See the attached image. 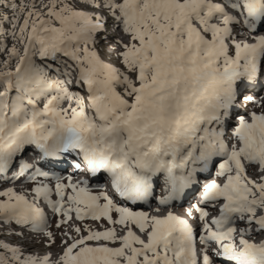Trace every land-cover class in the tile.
Segmentation results:
<instances>
[{
  "label": "snow or ice",
  "instance_id": "obj_1",
  "mask_svg": "<svg viewBox=\"0 0 264 264\" xmlns=\"http://www.w3.org/2000/svg\"><path fill=\"white\" fill-rule=\"evenodd\" d=\"M42 3L0 0L13 13L0 16V35L14 41L11 48L0 43L7 56L0 60V176L7 179L16 158L34 147L45 164H70L97 181L107 179L132 205L149 204L162 175L167 195L158 204L165 208L210 166L218 164L217 175L226 177L223 185L209 183L203 194L205 205L223 201L218 217L209 223L205 208L195 206L202 222L197 235L172 211H134L107 191L94 194L88 179L74 182L72 175L38 168L28 182L62 217L57 227L74 213L78 221L106 219L127 229L119 238L115 227H85L86 236L75 227L79 238L62 242L57 264H264V242L246 238L264 235V215H257L264 211V182L249 179L245 164L264 171V113H250L249 122L236 111L242 102L259 106L245 90L264 78V0H49L40 11ZM87 8L107 10L130 37L119 54L122 68L96 50L98 38H107L106 20ZM237 28L253 42L238 40ZM30 167L21 161L11 182ZM38 177L54 180V188ZM0 197V219L44 232L55 243L35 201L14 188ZM238 220L245 227L237 241ZM116 243L121 246H108ZM0 250V264H52L50 256L25 255L6 243Z\"/></svg>",
  "mask_w": 264,
  "mask_h": 264
},
{
  "label": "rangeland",
  "instance_id": "obj_2",
  "mask_svg": "<svg viewBox=\"0 0 264 264\" xmlns=\"http://www.w3.org/2000/svg\"><path fill=\"white\" fill-rule=\"evenodd\" d=\"M8 2L11 3L12 0H8ZM15 2L19 4L20 0H15ZM70 2H75V0H70ZM101 2H103V0H101ZM213 2L221 3V4L224 3V2H220L218 0H213ZM48 3H49V0H43V3L39 5L38 10L46 11V9L44 8V5H46ZM225 7L227 8L228 12L231 15H237V13L235 11H233L231 8L227 7V5H225ZM2 8H3V6H2ZM3 10H4L3 15H7L9 17H11L13 15L12 11H10V10L5 11L4 8H3ZM86 10L91 12V13H93L94 15H101V16H103L105 18V20H106L105 28H106L107 36H109V37L117 36L116 32L118 30H121V28L116 25V22L113 19H111V17L109 16L107 10L100 11V10H95V9H92V8H87ZM3 15H1V16H3ZM20 22L23 23V17L20 18ZM4 28L6 30H10V25L5 24ZM235 32L237 33L238 40H240L242 42H243V40L241 38H243L244 36H247L246 33H248L246 30L241 32L240 29H238V28L235 29ZM104 40H105V38L103 36L98 38L97 48L103 47ZM129 42H130V37L126 34L124 36V38H123V44H127ZM0 43H7L8 47L11 48L13 46V44H14V41L11 39L10 36L0 35ZM17 47H19L21 49V51H23L22 45H17ZM123 50L124 49L121 46V51H123ZM6 58H7L6 54L2 50H0V60L6 59ZM114 66L122 68L121 57L118 60L115 61ZM51 74L52 73H50V75ZM262 81H264V78H262L261 82ZM249 94H251L250 91L247 93V95H249ZM263 98H264V96H263ZM240 105L242 107L246 106V104L243 103V102L240 103ZM261 108H264V105ZM33 159H34V157H28L24 161H27V163H29V161L33 160ZM245 164L248 167V169H250V173H252L251 176H248L249 179L255 181L256 183L264 182V171H261L258 166H250V165L247 164V162H245ZM7 174H9V172ZM2 178H3V176H0V180ZM162 182H163V176L161 175L158 178L157 182H156V185H158L156 198L157 197H162V195L164 193H167L166 190H165L166 186H163ZM43 183H46V182H43ZM47 184L51 185L54 188L55 182L47 183ZM30 194L31 195L34 194L33 189L30 191ZM33 196L34 195H32V199L34 198ZM113 200L118 205L128 206V205H125V203L121 204L115 198H113ZM101 202L103 203V201H101ZM191 202H193V201H191ZM181 204L182 203L180 201L179 203H177L175 205V207H177V208L184 207V205L183 204L181 205ZM128 207L132 208V206H128ZM191 207H193V206H187L185 208L186 213L187 212L189 213L190 209L192 210ZM132 210L138 211V210H135V208H132ZM193 211H197L196 208H193ZM259 215H264V211H258V216ZM112 216H113L114 220L119 218V214L115 213V212L112 213ZM197 217H198V219H197ZM182 218L188 220L189 224L192 227L195 224H199L200 223L199 214L196 213V212L191 214V215H189L188 218H187V216L182 217ZM60 219H62V217L57 215L56 213L53 212L52 209H50V215L47 217V223H48L47 231H51L52 232L53 238L55 240V243H51L44 232H39V233L38 232H33V231L29 230V227H16V226H14L13 221L12 222H6V221L0 219V243H6V244H8L10 246H13V247H19V248H21L23 250L25 255L31 254V255H34V256H38L40 258H43L44 256H50L52 264H57V261L59 260L60 256H62L63 251H64V249L66 247V245L63 244L62 242L64 240H67L68 243L71 244L72 243V239H69V236H71L73 238H79L77 236L76 232L73 230L75 227H80L81 228V235H84V236H86L88 234L87 231H85V227L90 228L93 231H104V230H106L108 228L115 227L116 232H117V236L119 238L124 237L126 235V233H127V229L126 228H124V227H122V226H120L118 224L117 225H111V224H109L107 222L106 219H101V220H90V219H87V220H84V221H78V220L75 219V214L73 213V219L68 224L60 226V227H57V224H58ZM240 224H242V222L241 221H237V224H236V226H237L236 236L240 232V230L243 228V225H240ZM133 231H135L138 236H141V238H143V239L145 238L146 239L145 235L143 233H141L139 231V229H136V228L133 227ZM199 231H200V229L199 230H195L197 235H199ZM252 231L256 232V226L255 225H253ZM19 233H22L23 235L22 236L21 235H17ZM65 233H68V235H65ZM263 236L264 235L257 236V241H251V242H255L257 244H259L261 242H264V237ZM91 243H93V246H96L94 242H91ZM100 243L103 244L105 242L101 241ZM108 246H110V247H120L121 245H120V243H116V244H109ZM2 251L3 250H0V252H2ZM4 254L10 255L9 253H4Z\"/></svg>",
  "mask_w": 264,
  "mask_h": 264
},
{
  "label": "bare ground",
  "instance_id": "obj_3",
  "mask_svg": "<svg viewBox=\"0 0 264 264\" xmlns=\"http://www.w3.org/2000/svg\"><path fill=\"white\" fill-rule=\"evenodd\" d=\"M221 2V1H220ZM222 2H224V0H222ZM2 8V7H1ZM247 34V42H249V43H252L253 42V40L251 39V34H249V33H246ZM100 53H103L104 54V52H99V54ZM119 57V54H115L114 55V57H113V60L115 59V58H118ZM103 59V58H102ZM104 60V59H103ZM109 63H112L111 62V60L109 61ZM258 86V88H256V89H251V88H248V89H246L245 91L248 93L249 91L251 92V91H256L258 94L260 93V91H259V85H257ZM256 86V87H257ZM251 95L253 96L254 95V93L253 92H251ZM261 97H263V93H260L259 95H256L255 96V98L257 99V100H259V98H261ZM41 107L43 106V104L41 103V105H40ZM248 113H246V115H247ZM28 157H34V158H38L39 159V161H42L41 160V158H40V156H39V154H38V152H37V150L34 148V147H29L28 148V150L27 151H25L21 156H18L17 158H16V160L14 161V164H13V166H12V168L10 169V171L9 172H11L13 169H14V167L17 165V163H21V161H24L25 159H27ZM44 162V161H43ZM43 164V163H42ZM64 165H70V164H63V165H54L56 168H54L53 167V165H48L47 164V167H44V168H46V169H50V170H52L51 172H53V170H60V169H62V167L64 166ZM71 166V165H70ZM17 167V166H16ZM72 167V166H71ZM35 168V167H34ZM72 169L74 170V171H68V173L66 172V174L67 175H72V176H74V174L77 172V170H75L73 167H72ZM248 171L250 172V169H248ZM25 175H27V174H25ZM61 175H63V174H61ZM19 178H21V177H19ZM10 180H12V179H10V178H7V179H4V182H8V181H10ZM16 180H18V179H16ZM15 180V181H16ZM104 181H107V179H105ZM26 181H21L20 183L21 184H24ZM100 182H102V181H99V183ZM108 182V181H107ZM33 183H29V185H27L26 186V188L27 187H29V188H31L33 185H32ZM154 188H155V186H154ZM34 189V188H33ZM193 190H194V186L191 188V189H189V190H185V195L184 196H186V197H188V200H190V201H193V199H194V196H195V194H196V189H195V191H194V193L192 194V192H193ZM96 193H99V192H96ZM155 193H157V188H155L154 189V194ZM162 193V192H161ZM167 194L165 193L164 194V196H166ZM183 196V197H184ZM178 202H180V201H178ZM183 201H181V203H182ZM221 202H223V201H221ZM192 203V202H191ZM177 203L175 202V205H176ZM219 204H221V203H219ZM141 206H145V205H141ZM187 206H192V205H188V204H184V207H182V208H177V207H168L167 208V210L168 211H172L174 214H176V215H179V216H183V215H185L186 214V210H185V208L187 207ZM159 208H161V210H164V209H162V207H159ZM167 211V212H168ZM43 212H44V210H43ZM167 212H165V214H163L162 216H164V215H166L167 214ZM45 213V212H44ZM46 214V213H45ZM257 215H258V213H257ZM45 216H47V214L45 215ZM47 218V217H46ZM239 221V220H238ZM242 222V221H241ZM240 225H243V227H245V225H244V223L242 222V224H240ZM237 227V226H236ZM254 234L256 233V232H253ZM257 236H260L259 234H255L254 236H250V237H246L247 239H249L250 240V242L251 241H257ZM146 237V236H145ZM264 237V236H263ZM239 238H240V232L237 234V236H236V239H237V241L239 240ZM145 239V238H144ZM261 239V238H260ZM259 241V240H258Z\"/></svg>",
  "mask_w": 264,
  "mask_h": 264
}]
</instances>
